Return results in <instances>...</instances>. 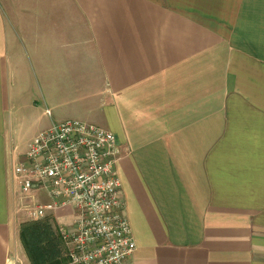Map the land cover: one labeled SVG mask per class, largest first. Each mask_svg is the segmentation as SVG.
I'll return each instance as SVG.
<instances>
[{
  "label": "crops",
  "instance_id": "obj_1",
  "mask_svg": "<svg viewBox=\"0 0 264 264\" xmlns=\"http://www.w3.org/2000/svg\"><path fill=\"white\" fill-rule=\"evenodd\" d=\"M70 119L117 137L129 264H264V0H0V264H32L11 138Z\"/></svg>",
  "mask_w": 264,
  "mask_h": 264
},
{
  "label": "built area",
  "instance_id": "obj_2",
  "mask_svg": "<svg viewBox=\"0 0 264 264\" xmlns=\"http://www.w3.org/2000/svg\"><path fill=\"white\" fill-rule=\"evenodd\" d=\"M118 161L113 131L70 119L37 134L25 159L14 163L12 184L25 199L20 209L27 218L39 220L60 206L76 210L73 223L59 229L70 264H129L134 255ZM33 191L52 201L33 198Z\"/></svg>",
  "mask_w": 264,
  "mask_h": 264
},
{
  "label": "trees",
  "instance_id": "obj_3",
  "mask_svg": "<svg viewBox=\"0 0 264 264\" xmlns=\"http://www.w3.org/2000/svg\"><path fill=\"white\" fill-rule=\"evenodd\" d=\"M21 236L32 264L50 263L55 260L54 254L62 251L59 238L47 221L22 222Z\"/></svg>",
  "mask_w": 264,
  "mask_h": 264
},
{
  "label": "rangeland",
  "instance_id": "obj_4",
  "mask_svg": "<svg viewBox=\"0 0 264 264\" xmlns=\"http://www.w3.org/2000/svg\"><path fill=\"white\" fill-rule=\"evenodd\" d=\"M34 127H28V128H20L17 130L16 137H14V140L11 138V144L12 147V161L10 162L9 169H13L14 162L20 163L22 161L23 157L28 152V147L30 143V135L33 133ZM37 196V195H36ZM19 218L23 219L22 221H30L29 218H27L25 215H19Z\"/></svg>",
  "mask_w": 264,
  "mask_h": 264
}]
</instances>
